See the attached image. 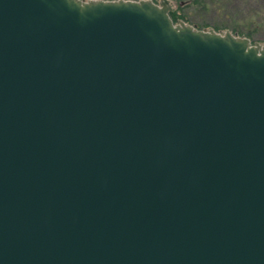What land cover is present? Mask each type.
Here are the masks:
<instances>
[{
  "label": "water",
  "instance_id": "1",
  "mask_svg": "<svg viewBox=\"0 0 264 264\" xmlns=\"http://www.w3.org/2000/svg\"><path fill=\"white\" fill-rule=\"evenodd\" d=\"M170 0H0V264H264V44Z\"/></svg>",
  "mask_w": 264,
  "mask_h": 264
},
{
  "label": "rangeland",
  "instance_id": "2",
  "mask_svg": "<svg viewBox=\"0 0 264 264\" xmlns=\"http://www.w3.org/2000/svg\"><path fill=\"white\" fill-rule=\"evenodd\" d=\"M152 1L160 4L162 0ZM170 1L175 23L185 22L200 30L250 34L253 42L264 44V0Z\"/></svg>",
  "mask_w": 264,
  "mask_h": 264
},
{
  "label": "trees",
  "instance_id": "3",
  "mask_svg": "<svg viewBox=\"0 0 264 264\" xmlns=\"http://www.w3.org/2000/svg\"><path fill=\"white\" fill-rule=\"evenodd\" d=\"M200 2H201V1H200ZM171 16H172V18H173L175 21L177 20V18H176V16H175L174 14H172ZM241 35H242V36H246V37L251 38L250 34L245 35L244 33H242Z\"/></svg>",
  "mask_w": 264,
  "mask_h": 264
}]
</instances>
